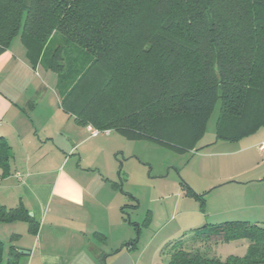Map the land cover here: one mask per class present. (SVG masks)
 I'll list each match as a JSON object with an SVG mask.
<instances>
[{
	"label": "trees",
	"instance_id": "obj_1",
	"mask_svg": "<svg viewBox=\"0 0 264 264\" xmlns=\"http://www.w3.org/2000/svg\"><path fill=\"white\" fill-rule=\"evenodd\" d=\"M56 35L64 44L48 54ZM15 38L33 68L43 63L56 75L60 108L80 127L178 153L195 149L218 102L216 141L236 143L264 127V0H0V55ZM9 159L0 138L1 176ZM184 189L203 208L202 196ZM13 222L35 234L23 207L0 206V223ZM239 240L246 254L225 260L187 248ZM1 253L0 243V261ZM161 255L165 264H264V226H204ZM17 259L11 247L7 264Z\"/></svg>",
	"mask_w": 264,
	"mask_h": 264
},
{
	"label": "crops",
	"instance_id": "obj_2",
	"mask_svg": "<svg viewBox=\"0 0 264 264\" xmlns=\"http://www.w3.org/2000/svg\"><path fill=\"white\" fill-rule=\"evenodd\" d=\"M15 39L0 55V138L10 153L7 174L1 176L0 170V206L23 207L36 231L30 233L25 222L0 223V264H7L11 247L17 250V264H148L144 250L149 246L144 249L139 239L133 244L136 229H141L139 221L133 220L140 199L128 186L136 188L140 180L133 175L125 178L117 157L121 154L126 163L135 156L126 153L120 140L125 138L117 133L112 136L115 132L111 131L91 136L87 127L78 126L60 108L56 75L40 72L41 63L33 68L19 38ZM260 145L264 146V127L236 143L210 144L221 147L223 153L239 155L241 166L203 189L206 197L217 191L214 206L205 203L203 194L197 195L203 199L201 208L199 200L184 189L180 192L179 197L193 199L199 206L183 209L177 202L176 216L185 217L186 225L160 242L159 261L149 264H165L164 246L178 236L187 241L204 226L225 222L264 226V151ZM259 154L263 161L257 163ZM157 199L152 196L149 201ZM156 219L153 213L147 216V225L152 227ZM188 245L220 260L242 257L248 248L246 240Z\"/></svg>",
	"mask_w": 264,
	"mask_h": 264
},
{
	"label": "rangeland",
	"instance_id": "obj_3",
	"mask_svg": "<svg viewBox=\"0 0 264 264\" xmlns=\"http://www.w3.org/2000/svg\"><path fill=\"white\" fill-rule=\"evenodd\" d=\"M18 38L15 39V41ZM64 44V38L56 35L49 44L46 45V53H52L57 46ZM28 60V59H27ZM29 62V61H28ZM31 65V64H30ZM46 70L42 63L40 72ZM58 94V90L56 88ZM220 102L217 103L214 113L212 114L206 132L202 139L197 143L193 151L178 153L173 149L151 141H137L128 143L125 139H120L125 144L127 154L131 152L134 157L126 163L122 155L118 154V161L123 165L120 169L125 178L133 175L140 180V188L129 187L134 189L139 195L140 201L133 215V220L140 223L139 243L144 250V262L152 263L159 261L157 256V246L170 233L174 232L180 225L185 224V217L176 216L177 202H181L183 209L196 210L199 204L190 198L179 197L180 192L186 185L196 195H202L203 189L210 183H215L216 179L229 173L233 167L241 166L239 164V155L223 153L221 147L214 148L210 146L215 142V124L219 112ZM113 133L112 136H114ZM218 143V146H222ZM227 146V145H226ZM262 156L259 154L256 161L260 163ZM255 161V162H256ZM185 190V189H184ZM168 196L161 198L162 195ZM157 199L150 202V197ZM205 203L210 206L216 204L217 191H213L206 197L203 194ZM155 214L156 222L149 227L145 221L146 217ZM130 214V213H129ZM131 215V214H130ZM181 221H184L181 223ZM160 229V231H159ZM158 234L153 238L155 232ZM172 231V232H171ZM187 231L184 235H188ZM176 240L180 237L174 238ZM154 240L153 243H150Z\"/></svg>",
	"mask_w": 264,
	"mask_h": 264
},
{
	"label": "built area",
	"instance_id": "obj_4",
	"mask_svg": "<svg viewBox=\"0 0 264 264\" xmlns=\"http://www.w3.org/2000/svg\"><path fill=\"white\" fill-rule=\"evenodd\" d=\"M87 130L91 133V136H96L99 131L94 129L92 126H87ZM110 131H103L102 133H106L108 134ZM259 149H261L262 151H264V146L263 145H260L259 146Z\"/></svg>",
	"mask_w": 264,
	"mask_h": 264
},
{
	"label": "water",
	"instance_id": "obj_5",
	"mask_svg": "<svg viewBox=\"0 0 264 264\" xmlns=\"http://www.w3.org/2000/svg\"><path fill=\"white\" fill-rule=\"evenodd\" d=\"M30 215V214H29Z\"/></svg>",
	"mask_w": 264,
	"mask_h": 264
}]
</instances>
